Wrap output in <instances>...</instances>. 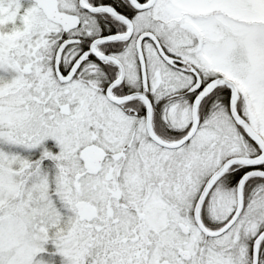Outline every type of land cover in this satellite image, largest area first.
Listing matches in <instances>:
<instances>
[{
  "label": "snow or ice",
  "instance_id": "1",
  "mask_svg": "<svg viewBox=\"0 0 264 264\" xmlns=\"http://www.w3.org/2000/svg\"><path fill=\"white\" fill-rule=\"evenodd\" d=\"M0 264H264V0H0Z\"/></svg>",
  "mask_w": 264,
  "mask_h": 264
}]
</instances>
